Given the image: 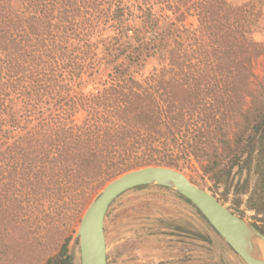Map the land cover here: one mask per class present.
I'll use <instances>...</instances> for the list:
<instances>
[{"label": "trees", "instance_id": "1", "mask_svg": "<svg viewBox=\"0 0 264 264\" xmlns=\"http://www.w3.org/2000/svg\"><path fill=\"white\" fill-rule=\"evenodd\" d=\"M254 23L236 0H0V264H62L91 195L147 165L222 187L264 235Z\"/></svg>", "mask_w": 264, "mask_h": 264}, {"label": "rangeland", "instance_id": "2", "mask_svg": "<svg viewBox=\"0 0 264 264\" xmlns=\"http://www.w3.org/2000/svg\"><path fill=\"white\" fill-rule=\"evenodd\" d=\"M236 1L248 3L252 9L255 23L251 25L250 34L264 46V0ZM186 23H195V20L189 17ZM152 65L153 62L146 64L141 73L146 74ZM263 70L264 53L254 61L250 89ZM76 117H80V113ZM181 172L197 186L220 197L222 187L213 191L211 183L195 172L189 169ZM102 187L91 195L89 202ZM231 199L229 194L227 200L219 201L237 216L250 223L254 221L253 211L245 207L244 201L236 210ZM201 215L169 187L151 184L126 190L109 205L103 217L107 264H245ZM75 224L69 223L62 236L69 237L67 264H80L78 243L73 233L77 228Z\"/></svg>", "mask_w": 264, "mask_h": 264}, {"label": "water", "instance_id": "3", "mask_svg": "<svg viewBox=\"0 0 264 264\" xmlns=\"http://www.w3.org/2000/svg\"><path fill=\"white\" fill-rule=\"evenodd\" d=\"M151 184L169 187L193 205L245 264H264V258L253 254L248 238L253 233L264 244V235L253 224L237 216L180 170L162 165L142 166L116 176L89 202L75 230L80 264H107L103 217L109 205L126 190ZM67 262L66 257L62 264Z\"/></svg>", "mask_w": 264, "mask_h": 264}, {"label": "bare ground", "instance_id": "4", "mask_svg": "<svg viewBox=\"0 0 264 264\" xmlns=\"http://www.w3.org/2000/svg\"><path fill=\"white\" fill-rule=\"evenodd\" d=\"M248 238L251 241L253 254L257 257L264 258V244L253 233L249 234Z\"/></svg>", "mask_w": 264, "mask_h": 264}]
</instances>
